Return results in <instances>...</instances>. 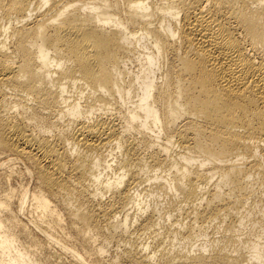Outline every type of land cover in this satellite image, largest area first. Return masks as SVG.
Masks as SVG:
<instances>
[{
	"label": "bare ground",
	"instance_id": "obj_1",
	"mask_svg": "<svg viewBox=\"0 0 264 264\" xmlns=\"http://www.w3.org/2000/svg\"><path fill=\"white\" fill-rule=\"evenodd\" d=\"M121 263L264 264V0H0V264Z\"/></svg>",
	"mask_w": 264,
	"mask_h": 264
},
{
	"label": "rangeland",
	"instance_id": "obj_2",
	"mask_svg": "<svg viewBox=\"0 0 264 264\" xmlns=\"http://www.w3.org/2000/svg\"><path fill=\"white\" fill-rule=\"evenodd\" d=\"M20 181H21V180H15V181L13 182V184L17 186V185H19V182H20ZM21 219L25 220V216H24V217H21ZM212 237L215 238V240H216L217 237H218V234H213V231H210V230H209L207 238L210 239V238H212ZM207 238H203V240H208ZM109 248H112V247H109ZM113 249H114V247H113ZM111 250H112V249H110V252H112ZM110 252H109V253H110ZM109 253H108V255H109ZM121 264H123V263H121ZM124 264H126V263H124Z\"/></svg>",
	"mask_w": 264,
	"mask_h": 264
}]
</instances>
